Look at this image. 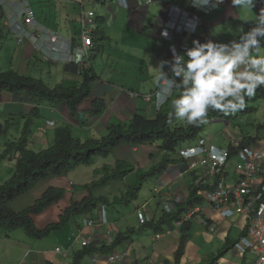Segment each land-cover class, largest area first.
Segmentation results:
<instances>
[{"label":"crops","instance_id":"1","mask_svg":"<svg viewBox=\"0 0 264 264\" xmlns=\"http://www.w3.org/2000/svg\"><path fill=\"white\" fill-rule=\"evenodd\" d=\"M172 1L181 8H191L192 0H152L150 3L146 0H126L127 6L117 0H76L72 6L65 7L64 11L56 5L53 8L50 6L44 10V18L36 17L43 26L56 30L76 43L79 39L77 21L81 7L95 11L98 29L102 30L105 37L103 41L95 42L94 46L95 53V47L100 45L91 61L95 79L90 83L89 95L78 105L77 116L71 114L65 101L38 104L25 91H1L0 122L4 131L0 134V154L8 140H17L21 136L27 120H31L28 148L39 151L54 144L56 130L62 127H69L76 139L84 140L102 137L111 123L128 124L135 114L154 118L158 112L154 100L142 103L131 92L147 93L159 85L155 81L154 67L161 60L170 58L167 44L161 38L160 27L166 17V6ZM262 1L254 0L253 9H248L233 6L232 0H227L203 16L199 36L220 42L238 38L237 29L243 26L248 30L251 27L250 20L264 8ZM53 16L58 18L57 22H54ZM1 35L0 71L13 69L21 75L41 79L51 87L57 84L78 86L82 82V69L78 65L48 59L28 39L18 43L17 38L11 34L5 37ZM261 51L264 52V49ZM173 99L163 108L170 106ZM94 100H102L104 103L102 111L97 115L92 114ZM34 109L38 110L36 115L33 114ZM47 120H53L54 124L48 125ZM94 158L97 159L94 165H79L67 172L52 174L37 181L25 193L9 200L7 206L19 212L33 205L46 190H61L62 195L57 201L38 213L30 214L35 226L43 229L49 224L60 222L64 211L73 202L81 203L89 196L109 198L111 201L112 197L120 196L135 184L138 171H149L168 159L165 169L144 181L136 199L128 205L107 204L110 225L116 237L133 229L128 239L109 250L105 227L85 224L88 219L99 218L98 204L92 212L71 216L63 227L41 239L32 238L23 228L8 233L0 231V264H47L48 261L71 264L75 253L84 247L81 240L75 237L76 230H80L82 238L90 235L93 239L91 246L94 249L84 256L82 264H248L254 260L253 255L241 256L232 248L244 229L243 218L224 217L202 200L188 207L191 210L198 205L199 211L188 221L189 237L178 261L176 252L183 225L177 223L179 219L167 218L158 231L148 225H155L165 213H169L164 210L166 203L175 206L177 210L195 186L194 174L182 173L184 161L177 153L161 148L160 141L121 144L108 155ZM119 160L130 163L133 169L122 177L92 185L111 173L110 170L104 171L106 166L113 168ZM14 171L15 159L1 160L0 184L7 181ZM188 209L180 214V219H184ZM158 233L161 234L159 238L156 236ZM100 247L104 249L99 250ZM121 250L128 251L123 262L108 261L110 254Z\"/></svg>","mask_w":264,"mask_h":264},{"label":"built area","instance_id":"2","mask_svg":"<svg viewBox=\"0 0 264 264\" xmlns=\"http://www.w3.org/2000/svg\"><path fill=\"white\" fill-rule=\"evenodd\" d=\"M117 1L127 6L126 0ZM146 1L150 3L152 0ZM262 3L264 4V1ZM166 7V17L160 28L161 38L167 44L171 60V49L174 47L178 53L183 54L191 47L192 41L197 39L203 16L214 9H201L192 2L191 8L184 9L174 1ZM0 15L4 19V30L15 36L18 43L28 39L43 51L48 59L74 63L82 70L91 66L95 46L93 33L98 26L97 15L93 9L81 7L77 21L79 39L76 43L38 22L29 0H0ZM164 30L169 33L167 37L162 35ZM164 84L166 81L159 82L151 92L131 94L138 97L142 103L154 100L158 111L176 94L175 89L169 91L162 88ZM157 92L161 97L159 102ZM47 124L53 125L54 121L47 120ZM177 154L185 163L182 173L194 174V187L197 190L195 193L202 201L224 217L240 216L245 221L242 233L232 245L233 251L241 256L253 255L254 260L248 264H264V139H254L244 146L240 142L219 146L211 143L208 137L198 135L194 140L184 143ZM164 209L169 213L176 211V207L170 203H166ZM198 211V205L191 210L188 209L184 219H179L177 223L182 225L190 221ZM98 212L97 220L88 219L85 224L104 226L106 244L111 246L117 237L110 225L109 208L105 203H100ZM156 236L159 238L161 234L158 233ZM75 237L81 240L82 246L91 245L93 241L90 235L82 238L80 230L75 231ZM127 256L128 251L121 250L110 254L108 261L121 263Z\"/></svg>","mask_w":264,"mask_h":264},{"label":"trees","instance_id":"3","mask_svg":"<svg viewBox=\"0 0 264 264\" xmlns=\"http://www.w3.org/2000/svg\"><path fill=\"white\" fill-rule=\"evenodd\" d=\"M99 28V27H98ZM96 28L93 33V39L97 43L105 39L102 30ZM201 42L208 40L207 38L199 37ZM100 49V45L95 47V53ZM92 57L94 58V54ZM83 80L78 86H66L57 84L53 87L46 85V83L38 78L21 75L13 69L0 71V92L1 91H25L33 96L38 104L48 103L57 104L59 102H67L71 114L77 116L79 114L78 105L89 95L90 83L95 79V74L91 68L82 71ZM179 89H176L174 99L178 96ZM264 98V87L261 86L256 89L252 97L246 98V105L256 99ZM102 100H94L92 103V114L97 115L103 109ZM251 106H245L242 111L247 112L252 110ZM38 110L34 109L33 114H37ZM172 107L158 110L154 118H147L142 114H135L128 124L111 123L107 126V132L100 138H87L84 140L76 139L71 133L69 127H62L56 130L55 142L52 146L34 151L28 148V134L30 132L31 120L25 122V127L21 136L17 140H8L5 143V149L0 154V161L6 158L15 159V171L11 177L0 184V231L10 232L16 228H23L32 238L41 239L48 236L52 231L63 227L71 216L89 213L97 208L98 204L104 202L108 204L111 202L121 205H128L132 200L136 199L137 193L141 189L144 181L149 177L156 176L165 169L168 159H164L161 164L154 166L149 171H138L135 184L128 187L120 196L109 198H95L89 196L81 203L73 202L69 208L64 211L61 221L58 223L49 224L43 229L35 226L30 214L38 213L44 208L48 207L53 202L57 201L61 195V190L50 188L46 190L35 203L22 211L16 212L7 206V202L16 196L25 193L37 181L46 178L52 174H61L67 172L82 164H91L94 156H106L115 147L121 144H145L154 141H160L161 148L172 152L177 146L192 141L197 137L204 125H181L173 126L172 122L174 116L170 117ZM233 113L225 115L219 111L210 110L208 119L210 118H224L228 119ZM171 120V122H170ZM264 125V123H263ZM4 131L3 125L0 122V134ZM254 140V139H253ZM252 141V140H251ZM248 142L242 141L244 146ZM117 167L109 169L105 167L104 171L110 170V174H106L100 181L93 182L92 185L105 183L109 179L122 177L129 173L133 166L130 163L119 160ZM196 187L191 189L187 200L180 205L176 212L170 214L165 213L164 216L155 224H148L153 226L155 230H160V225L164 224L167 218L180 219V214L201 201V198L195 193ZM190 223L184 222L181 227V237L179 248L176 252V260L178 261L181 253L185 249V243L189 237ZM133 229L130 228L125 235H118L114 243L107 249H113L119 243L128 239L129 233ZM94 247L91 245L84 246L78 250L73 257L71 264H82V260L86 254L93 251ZM100 247L99 250H103ZM222 252H219L220 255ZM216 256L213 257V260ZM47 264H54L48 261ZM207 264H213L209 262Z\"/></svg>","mask_w":264,"mask_h":264},{"label":"clouds","instance_id":"4","mask_svg":"<svg viewBox=\"0 0 264 264\" xmlns=\"http://www.w3.org/2000/svg\"><path fill=\"white\" fill-rule=\"evenodd\" d=\"M223 2L224 0H192L193 5L201 9H217ZM232 5L253 9L254 0H232ZM0 19L4 29L2 15ZM250 21L252 23L248 30L243 26L237 29L238 38L229 42L214 39L201 42L194 39L192 46L183 54L173 47L172 59L161 60L154 67L155 81H166L162 88L169 91L175 89V92L179 89L178 96L171 102L170 117L174 116L176 120L188 125L207 124L210 110L225 115L235 113L246 106L247 97H252L257 88L264 86V52L261 51L264 49V8ZM5 32L6 36L10 34ZM215 34L214 32L213 35ZM162 35L167 37L169 33L164 30ZM198 36L199 33L197 38ZM160 98V93L157 92L158 102ZM177 151L176 147L171 153Z\"/></svg>","mask_w":264,"mask_h":264},{"label":"rangeland","instance_id":"5","mask_svg":"<svg viewBox=\"0 0 264 264\" xmlns=\"http://www.w3.org/2000/svg\"><path fill=\"white\" fill-rule=\"evenodd\" d=\"M29 2L33 8L34 15L37 18H44V10L48 9L50 6L53 8L56 5V7H59V10L64 11L65 7L72 6L73 4V2H55L53 0H29ZM52 19L54 22L58 21L56 16H53ZM1 34H4L3 37L6 36L2 20L0 19V40H2ZM246 106H251L253 109L247 112H243L241 109L233 113L228 119L218 117L216 118L217 120H214V118L208 119V123L204 125V128L201 130L199 135L202 137H208L215 145L221 146H226L227 144L229 145L230 142L242 143L244 140V142H248L258 138L264 139V98L256 99ZM185 124L186 123L180 122L175 118L172 122L173 126H181ZM180 147L181 145L177 146V149H180ZM94 157L92 158L91 164L82 165H94L97 160ZM117 162L113 168H119L117 167ZM109 169L112 168L109 167Z\"/></svg>","mask_w":264,"mask_h":264},{"label":"water","instance_id":"6","mask_svg":"<svg viewBox=\"0 0 264 264\" xmlns=\"http://www.w3.org/2000/svg\"><path fill=\"white\" fill-rule=\"evenodd\" d=\"M178 40H179V38H178Z\"/></svg>","mask_w":264,"mask_h":264}]
</instances>
